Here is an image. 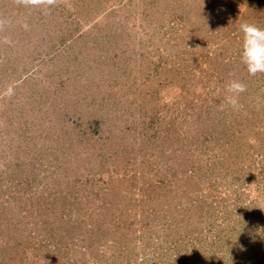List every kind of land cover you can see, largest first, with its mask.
<instances>
[{
  "label": "rangeland",
  "instance_id": "rangeland-1",
  "mask_svg": "<svg viewBox=\"0 0 264 264\" xmlns=\"http://www.w3.org/2000/svg\"><path fill=\"white\" fill-rule=\"evenodd\" d=\"M242 23L264 0H0V264H264Z\"/></svg>",
  "mask_w": 264,
  "mask_h": 264
},
{
  "label": "clouds",
  "instance_id": "clouds-1",
  "mask_svg": "<svg viewBox=\"0 0 264 264\" xmlns=\"http://www.w3.org/2000/svg\"><path fill=\"white\" fill-rule=\"evenodd\" d=\"M24 4H48L52 5L55 0H20ZM240 32L243 34L241 62L246 66L247 72L251 76L264 73V29L254 24H240ZM227 93L225 99L233 108L238 106L239 94L246 91L243 82L237 79L228 81L225 87Z\"/></svg>",
  "mask_w": 264,
  "mask_h": 264
}]
</instances>
